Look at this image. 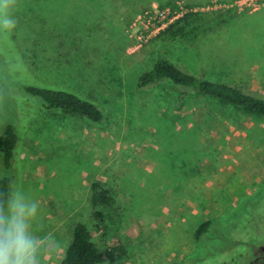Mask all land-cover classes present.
Instances as JSON below:
<instances>
[{
    "label": "rangeland",
    "instance_id": "1",
    "mask_svg": "<svg viewBox=\"0 0 264 264\" xmlns=\"http://www.w3.org/2000/svg\"><path fill=\"white\" fill-rule=\"evenodd\" d=\"M234 1L0 0V121L19 135L8 174L39 204L37 233L58 242L42 264L61 263L77 223L98 247H121L123 264H264V119L168 83L136 86L164 57L264 94V7ZM187 7L234 16L193 44L155 40L146 13L169 19ZM38 82L91 100L103 123L23 109L22 87ZM93 182L112 199L102 222Z\"/></svg>",
    "mask_w": 264,
    "mask_h": 264
},
{
    "label": "trees",
    "instance_id": "2",
    "mask_svg": "<svg viewBox=\"0 0 264 264\" xmlns=\"http://www.w3.org/2000/svg\"><path fill=\"white\" fill-rule=\"evenodd\" d=\"M191 9L159 31L154 37L155 40L161 42L183 40L193 44L199 40L200 36L214 33L234 16L233 9L212 13H202ZM160 83H168L179 88L182 96L191 94L205 97L239 111L243 115L264 119L263 93L224 81L195 76L181 70L164 57L157 58L151 68L138 77L136 86L138 89H146ZM22 90L24 98L20 104L23 109L24 103L29 101L42 111L58 110L65 115L81 117L95 124H102L104 121L103 111L94 102L69 89L38 82V84L26 83ZM18 146L19 135L13 125L0 121V201L6 198L12 187V176L8 172L10 171L13 175L15 151ZM90 189L93 217L98 222H102L103 214L99 208L110 206L112 199L99 182H93ZM211 225L210 220L200 223L194 232V239L199 242L208 233ZM123 256L124 251L121 247H98L87 227L83 223H77L60 264H123Z\"/></svg>",
    "mask_w": 264,
    "mask_h": 264
},
{
    "label": "clouds",
    "instance_id": "3",
    "mask_svg": "<svg viewBox=\"0 0 264 264\" xmlns=\"http://www.w3.org/2000/svg\"><path fill=\"white\" fill-rule=\"evenodd\" d=\"M11 25V21H5ZM38 202L12 186L0 201V264H42L43 255L58 247L51 234H38Z\"/></svg>",
    "mask_w": 264,
    "mask_h": 264
},
{
    "label": "built area",
    "instance_id": "4",
    "mask_svg": "<svg viewBox=\"0 0 264 264\" xmlns=\"http://www.w3.org/2000/svg\"><path fill=\"white\" fill-rule=\"evenodd\" d=\"M234 5L240 10L245 11L248 10L251 13L259 11L264 7V0H235ZM190 8L187 7V10L182 11L178 15H172L167 19V16L169 15V12H163V13H156L153 12L152 15L150 13H146V16L148 17L146 20L147 26H149L151 29H153L154 32L158 33L159 31L163 30L168 24L172 23L175 19L180 17L183 13L188 11ZM193 11H196L195 9H191Z\"/></svg>",
    "mask_w": 264,
    "mask_h": 264
}]
</instances>
